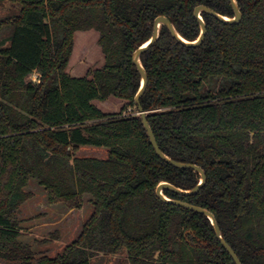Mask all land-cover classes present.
Listing matches in <instances>:
<instances>
[{
  "label": "trees",
  "instance_id": "obj_1",
  "mask_svg": "<svg viewBox=\"0 0 264 264\" xmlns=\"http://www.w3.org/2000/svg\"><path fill=\"white\" fill-rule=\"evenodd\" d=\"M11 1L20 9L0 21V31L11 28L8 40L0 37V264H91L123 250L130 264H235L205 214L157 195L162 181L192 189L200 174L154 149L135 103L141 74L133 59L158 16L193 41L201 30L195 8L234 17L232 2ZM236 1L239 23L202 12L207 31L198 45L161 26L141 54V105L160 148L206 174L195 194L164 193L210 210L242 264H264V0ZM89 30L99 32L105 63L74 77L67 66L75 33ZM111 96L137 112L108 114L94 103ZM82 146L107 148L108 157L78 156ZM31 179L51 203L72 209L93 198L81 235L55 258H35L18 239Z\"/></svg>",
  "mask_w": 264,
  "mask_h": 264
},
{
  "label": "rangeland",
  "instance_id": "obj_2",
  "mask_svg": "<svg viewBox=\"0 0 264 264\" xmlns=\"http://www.w3.org/2000/svg\"><path fill=\"white\" fill-rule=\"evenodd\" d=\"M20 9L18 3L6 0L0 4V21L13 16ZM11 28L4 27L0 37L10 35ZM99 33L92 31L84 35L78 34L75 39V50L72 53L67 72L74 77H83L105 63L104 54L98 44ZM39 73L34 72L29 79L37 81ZM102 111L108 114L136 113V108L128 102L115 96L105 101L94 102ZM124 107H126L124 109ZM78 156L107 158L105 148L82 146L76 152ZM32 192L18 211L21 234L19 241L33 251L35 258L44 256L55 258L62 254L68 245L75 242L82 233L87 220L94 212V202L91 195H85L82 207L68 208L63 202L51 203L47 190L37 179H31L26 188ZM91 264H130L126 250L119 254L99 253Z\"/></svg>",
  "mask_w": 264,
  "mask_h": 264
},
{
  "label": "water",
  "instance_id": "obj_3",
  "mask_svg": "<svg viewBox=\"0 0 264 264\" xmlns=\"http://www.w3.org/2000/svg\"><path fill=\"white\" fill-rule=\"evenodd\" d=\"M232 2L233 5V9H234V17H229L227 15H223L217 11H215L214 9L207 7L205 5H199L195 8L194 13L195 16L197 17V19L200 22V26H201V30H200V34L198 36V38L196 40L190 41L187 40L185 37H183L178 30L176 29L175 25L173 24L172 20L170 19V17L166 16V15H160L158 16L155 21H154V29H153V34L152 36L145 42H143L142 44H140L134 51V55H133V59H134V63L136 64L140 74H141V84H140V88L138 90V92L135 95V103L137 105V110H138V114L141 115L144 127L147 131V134L150 138V141L154 147V149L156 150L157 154L164 159L165 161H167L168 163L179 167V168H192L195 171H197L200 174V181L199 183L192 189H184L181 187H178L172 183H170L169 181H162L158 184L156 192L157 195L164 201L169 202V203H173L176 205H180L182 207L200 212L205 214L211 221L215 233L216 235L219 237L220 241L222 242L223 246L225 247V249L227 250V252L231 255V257L233 258L235 264H242L240 258L238 257V255L235 253V251L233 250V248L227 243V241L223 238L221 230L217 224L216 218L214 216V214L206 209L203 208L201 206L180 200V199H173L170 198L169 196H167L164 193V189H170L176 193L179 194H195L197 193L200 188L203 186V184L206 182V174L203 168H201L200 166H198L197 164H193V163H186V162H181L178 160H175L173 158H171L169 155H167L159 146L156 136L151 128V125L148 121L147 118V112L143 109L142 105H141V97L143 95V93L145 92V89L148 85V75L146 72V69L142 63L141 60V54L142 52H144L146 49H148L150 46H152L155 41L158 39L159 35H160V29L162 25L167 26V28L170 30V32L172 33V35L174 37H176L179 41L187 44V45H198L200 44L206 34L207 28H206V23L205 20L202 16V12H208L212 15H214L215 17L219 18L222 21L228 22V23H239L242 18H243V14L241 12V9L238 6V3L236 0H230Z\"/></svg>",
  "mask_w": 264,
  "mask_h": 264
},
{
  "label": "crops",
  "instance_id": "obj_4",
  "mask_svg": "<svg viewBox=\"0 0 264 264\" xmlns=\"http://www.w3.org/2000/svg\"><path fill=\"white\" fill-rule=\"evenodd\" d=\"M92 31H95V32H98V31H96V30H89V31H77L76 33H75V39H76V36L78 35V34H81V35H84L85 33H88V32H92ZM99 33V32H98ZM74 50H75V47H74ZM73 50V51H74ZM74 53V52H73ZM104 61H105V59H104ZM96 100H94V102H95ZM101 148H104V147H101ZM106 150H107V153H108V149L107 148H105Z\"/></svg>",
  "mask_w": 264,
  "mask_h": 264
}]
</instances>
